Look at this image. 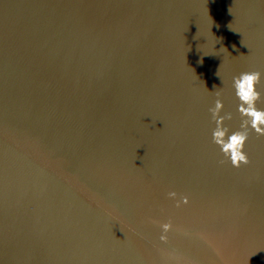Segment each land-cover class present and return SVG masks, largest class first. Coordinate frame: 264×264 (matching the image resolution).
<instances>
[{
    "label": "water",
    "instance_id": "water-1",
    "mask_svg": "<svg viewBox=\"0 0 264 264\" xmlns=\"http://www.w3.org/2000/svg\"><path fill=\"white\" fill-rule=\"evenodd\" d=\"M245 70L264 107V0H0V264H264Z\"/></svg>",
    "mask_w": 264,
    "mask_h": 264
},
{
    "label": "clouds",
    "instance_id": "clouds-1",
    "mask_svg": "<svg viewBox=\"0 0 264 264\" xmlns=\"http://www.w3.org/2000/svg\"><path fill=\"white\" fill-rule=\"evenodd\" d=\"M262 73L258 70H245L232 78L233 94L238 101L237 111L241 116L240 127L229 130L223 125L224 116L220 115L223 108V100L219 98L209 108L216 127L212 129V140L218 146L223 156L234 166L248 163V155L245 144L249 131H255L258 135H264V107L258 105L262 93L258 88ZM230 117V114H228ZM174 195V193H170ZM167 229L168 225H164Z\"/></svg>",
    "mask_w": 264,
    "mask_h": 264
}]
</instances>
